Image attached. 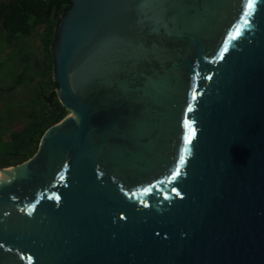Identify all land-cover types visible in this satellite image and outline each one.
I'll list each match as a JSON object with an SVG mask.
<instances>
[{"label":"water","instance_id":"95a60500","mask_svg":"<svg viewBox=\"0 0 264 264\" xmlns=\"http://www.w3.org/2000/svg\"><path fill=\"white\" fill-rule=\"evenodd\" d=\"M69 2L0 264H264V0Z\"/></svg>","mask_w":264,"mask_h":264},{"label":"trees","instance_id":"16d2710c","mask_svg":"<svg viewBox=\"0 0 264 264\" xmlns=\"http://www.w3.org/2000/svg\"><path fill=\"white\" fill-rule=\"evenodd\" d=\"M71 6L69 0H0V52L16 53L18 67L17 79L0 92L4 99L13 92L27 100L14 120L17 127H4L0 120V168L32 158L45 131L69 114L55 90L50 48L55 28Z\"/></svg>","mask_w":264,"mask_h":264},{"label":"rangeland","instance_id":"374dc122","mask_svg":"<svg viewBox=\"0 0 264 264\" xmlns=\"http://www.w3.org/2000/svg\"><path fill=\"white\" fill-rule=\"evenodd\" d=\"M7 53L8 51L0 52V89L2 90L13 83L18 75V67L13 62V59L17 58V54L11 52H9V54ZM2 90L0 92V120L3 119L2 125H4V127H9L13 125L14 120L21 115L20 107L22 108V106L26 105L27 100L23 101L19 97L18 99L17 97L15 98L13 92L7 95L8 99H4ZM17 125L18 124L15 123L14 127H17Z\"/></svg>","mask_w":264,"mask_h":264},{"label":"snow or ice","instance_id":"6c2138e0","mask_svg":"<svg viewBox=\"0 0 264 264\" xmlns=\"http://www.w3.org/2000/svg\"><path fill=\"white\" fill-rule=\"evenodd\" d=\"M251 6H252V0H249L248 7L251 8Z\"/></svg>","mask_w":264,"mask_h":264},{"label":"bare ground","instance_id":"6f19581e","mask_svg":"<svg viewBox=\"0 0 264 264\" xmlns=\"http://www.w3.org/2000/svg\"><path fill=\"white\" fill-rule=\"evenodd\" d=\"M0 174H3V172H0Z\"/></svg>","mask_w":264,"mask_h":264}]
</instances>
